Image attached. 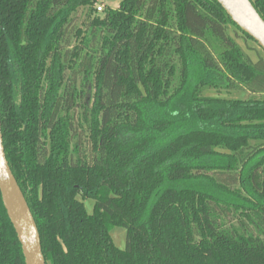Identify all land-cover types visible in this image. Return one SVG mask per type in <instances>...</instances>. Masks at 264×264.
Instances as JSON below:
<instances>
[{"label": "trees", "instance_id": "16d2710c", "mask_svg": "<svg viewBox=\"0 0 264 264\" xmlns=\"http://www.w3.org/2000/svg\"><path fill=\"white\" fill-rule=\"evenodd\" d=\"M96 1L0 0L3 146L46 264H264V59L229 28L254 41L215 0ZM0 264H24L1 195Z\"/></svg>", "mask_w": 264, "mask_h": 264}, {"label": "water", "instance_id": "95a60500", "mask_svg": "<svg viewBox=\"0 0 264 264\" xmlns=\"http://www.w3.org/2000/svg\"><path fill=\"white\" fill-rule=\"evenodd\" d=\"M230 20L264 51V20L251 0H215ZM0 195L21 246L24 264H46L39 232L5 156L0 123Z\"/></svg>", "mask_w": 264, "mask_h": 264}, {"label": "rangeland", "instance_id": "374dc122", "mask_svg": "<svg viewBox=\"0 0 264 264\" xmlns=\"http://www.w3.org/2000/svg\"><path fill=\"white\" fill-rule=\"evenodd\" d=\"M120 1L121 0H104V1L97 0L93 6V10H95V12L97 14L93 12L92 17L103 16V12L105 9H116V8H118ZM98 6H101L103 8L102 12L97 11ZM78 10H79V12H77L76 14H73V18H75V17L78 18V20L74 23V25L76 26V28H81V30L84 31L86 28L82 24V22L85 18V12H84L85 9L80 8ZM229 31H230V36L235 37L236 43L241 47L243 52L246 55H248V57L253 62H255L258 59V57H262L264 59V53L254 42L245 39L241 33H235L233 31V28H231V27L229 28ZM76 44H77V42H75V39L73 36L72 40H71L70 48H72ZM93 93H94V90H92L91 96H93ZM202 95L207 96V97H211V98L221 97V98H226V99H239V98H247V97L251 96V95L247 94L242 89L237 90V91L204 89L202 92ZM90 103H93L92 97H91ZM76 118H79V115ZM83 134L84 133H81V135H83ZM82 137H83V139H85V135H83ZM84 206L88 212H92L91 202L85 201ZM111 237H112L113 242L115 243L116 246H118L119 248L124 247V245H125V231L123 229L115 228L111 232Z\"/></svg>", "mask_w": 264, "mask_h": 264}, {"label": "built area", "instance_id": "2783aa9c", "mask_svg": "<svg viewBox=\"0 0 264 264\" xmlns=\"http://www.w3.org/2000/svg\"><path fill=\"white\" fill-rule=\"evenodd\" d=\"M102 9H103V8H102L101 6H98V7H97V11H98V12H102Z\"/></svg>", "mask_w": 264, "mask_h": 264}]
</instances>
